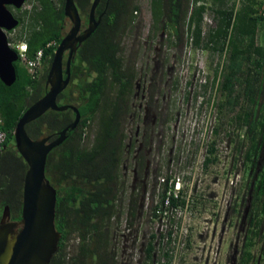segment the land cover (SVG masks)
<instances>
[{
  "label": "trees",
  "instance_id": "obj_1",
  "mask_svg": "<svg viewBox=\"0 0 264 264\" xmlns=\"http://www.w3.org/2000/svg\"><path fill=\"white\" fill-rule=\"evenodd\" d=\"M30 9L22 15L19 41L27 46L26 58L35 60L43 51L42 69L30 75L22 63H15L17 81L10 87L0 80V120L7 132L0 146V217L6 206L21 219L23 183L28 165L15 147L14 130L23 113L45 94L55 51L68 33L66 0H28ZM85 25L93 0H75ZM153 22L149 38L166 30L175 44L186 41L194 49L211 50L222 59L214 70L223 96L221 110L238 109L237 149L245 150V164L252 163L245 199L248 201V233L238 264H262L264 257V0H150ZM141 11L138 0H101L96 10L101 23L79 48L71 64V81L58 97L60 105L79 109L81 121L69 130L66 140L48 155L46 177L57 189L56 229L62 234L58 251L50 264H119L114 223L121 219L120 195L126 122L138 81L137 59L126 61L124 37L136 24ZM209 14L213 27L204 29ZM263 41L259 43V33ZM186 36H188L186 38ZM136 58V57H135ZM165 68V67H164ZM166 71V70H165ZM156 77V76H155ZM153 77L150 102L160 94V82ZM75 119L72 110L48 111L26 126L38 140L58 136ZM94 128L93 136L90 135ZM214 147L209 154H215ZM146 158H142L145 167ZM209 157L205 166L215 164ZM170 176V175H168ZM141 193H131L130 215L140 212ZM161 201V200H160ZM246 201V202H247ZM183 198L174 204L184 205ZM142 206V205H141ZM156 205L153 218L157 219ZM156 234H151L145 261L153 264ZM260 251L256 253L257 245Z\"/></svg>",
  "mask_w": 264,
  "mask_h": 264
},
{
  "label": "rangeland",
  "instance_id": "obj_2",
  "mask_svg": "<svg viewBox=\"0 0 264 264\" xmlns=\"http://www.w3.org/2000/svg\"><path fill=\"white\" fill-rule=\"evenodd\" d=\"M138 2L141 11L136 15L137 23L124 37L126 58L131 55L137 59L139 73L132 103L137 108L145 103L141 95L154 74L158 80L163 78L158 109L167 115L168 126L162 136L157 123L155 143L162 140L163 152L155 162L150 158L149 170L152 173L157 168V174L140 189V212L136 219L129 209L132 176L121 164L125 188L120 195L121 219L114 223L118 263L148 264L145 249L150 235L156 234L153 264H238L248 233V199L242 202L253 169L251 162L245 164V150L236 148L237 135L243 138L244 134L234 123L238 109L223 111L219 106L223 96L218 83L214 84V70L222 59L211 50L194 49L187 41L175 44L166 30L151 40L150 0ZM30 7L27 2L24 11ZM214 25L207 14L204 29ZM71 26L69 20L68 31ZM262 41L260 32L259 43ZM21 63L30 75H35L36 71L26 62ZM163 67L166 71L161 77ZM93 134L94 128L90 131ZM212 147L216 152L210 155ZM212 156L217 162L206 167V159ZM260 158L264 159V150ZM129 165L132 171L133 164ZM168 175L183 177L186 205L178 204L180 210L160 223L152 214L161 200L159 178ZM256 248L258 253L260 244Z\"/></svg>",
  "mask_w": 264,
  "mask_h": 264
},
{
  "label": "water",
  "instance_id": "obj_3",
  "mask_svg": "<svg viewBox=\"0 0 264 264\" xmlns=\"http://www.w3.org/2000/svg\"><path fill=\"white\" fill-rule=\"evenodd\" d=\"M27 0H0V80L8 87L18 78L15 63L19 53L11 48L7 36L19 26L9 6L18 9ZM101 0H93L87 17V26L75 0H66L65 15L72 26L58 45L47 75L48 90L22 115L14 130L15 147L28 165L23 183V204L20 221H11L10 206L3 210L0 222V264H50L58 251L62 234L56 229L57 189L46 177L49 153L61 145L69 130H74L81 121L79 109L74 105H60L58 97L71 81V64L82 44L98 28L102 15L97 19L96 10ZM68 53L67 57L66 54ZM72 110L74 121L55 139L53 135L33 140L26 126L45 115L48 111Z\"/></svg>",
  "mask_w": 264,
  "mask_h": 264
},
{
  "label": "flooded vegetation",
  "instance_id": "obj_4",
  "mask_svg": "<svg viewBox=\"0 0 264 264\" xmlns=\"http://www.w3.org/2000/svg\"><path fill=\"white\" fill-rule=\"evenodd\" d=\"M27 2L28 0L26 1L25 5L27 4ZM25 5H23L22 8L20 9L14 6H9V9L13 13V15L20 21L19 26L6 32L11 48H13L16 51H19L20 46L24 44V42H20L18 40L19 34L17 33V31L19 29L21 30V27H22V15L24 13ZM67 55L68 53L66 54V57ZM124 57L126 61L132 59L131 55L129 58H126V47H125ZM19 61L21 62V60ZM162 62L164 61L162 60L161 64ZM162 73L163 75L161 77H163L165 74L164 67H163ZM155 76H156L155 74L152 76L151 81L153 77ZM151 81L149 83V86L144 89L141 95V98L145 103H141L139 108H137L134 103H131V109L134 110V112L133 113L130 112L128 120L126 122V132H125L126 138L124 141L125 148H124V154H123V160H122L124 162L122 163H124V169H126L129 173H131L130 176H132L131 177L132 193L139 192L141 188H145V185L148 179L150 178L155 179L156 174H157V168H154V171L152 173L150 172L149 170L150 158L153 157V160L155 162L157 158L159 159L160 153L163 152L161 148L162 140H160L158 143H155L156 129L158 128L157 123H158L159 128L162 130L161 131L162 136H163L164 127L168 126L167 115L163 113L162 109H158L159 108V99L157 98L158 95L155 98L154 103L151 104L150 102L149 98L152 93L151 92V89H152ZM43 82L45 85L44 86L45 90L47 92L48 90L47 78L43 80ZM68 105H71V104H68ZM154 146L156 149L155 151H154ZM143 157L146 158L145 167L143 164H141ZM129 163L133 164L132 171H131V166L130 165L128 166ZM2 214L0 217V222L2 219ZM13 214H14V211L11 209V221L21 220V219H18V220L14 219Z\"/></svg>",
  "mask_w": 264,
  "mask_h": 264
},
{
  "label": "built area",
  "instance_id": "obj_5",
  "mask_svg": "<svg viewBox=\"0 0 264 264\" xmlns=\"http://www.w3.org/2000/svg\"><path fill=\"white\" fill-rule=\"evenodd\" d=\"M21 62H26L29 68L36 71L41 66L43 51H39L36 59L29 61L26 58L27 46L21 45L19 48ZM8 138L7 132L2 129V121L0 120V146L6 143ZM160 186L162 187L161 201L156 210L157 220L163 223L164 220L173 212L180 210L179 206L174 202L183 198L184 181L181 176H162L159 178ZM186 203L184 204L185 207Z\"/></svg>",
  "mask_w": 264,
  "mask_h": 264
},
{
  "label": "clouds",
  "instance_id": "obj_6",
  "mask_svg": "<svg viewBox=\"0 0 264 264\" xmlns=\"http://www.w3.org/2000/svg\"><path fill=\"white\" fill-rule=\"evenodd\" d=\"M22 45H26V44H22ZM17 52L19 53V56H20V51H17ZM19 60H21V58Z\"/></svg>",
  "mask_w": 264,
  "mask_h": 264
}]
</instances>
